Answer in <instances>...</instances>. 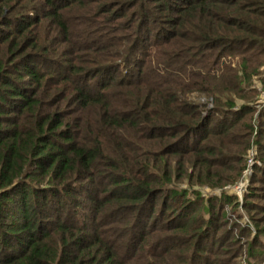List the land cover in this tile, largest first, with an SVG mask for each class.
<instances>
[{
	"label": "trees",
	"instance_id": "1",
	"mask_svg": "<svg viewBox=\"0 0 264 264\" xmlns=\"http://www.w3.org/2000/svg\"><path fill=\"white\" fill-rule=\"evenodd\" d=\"M108 1L0 0V264H264L257 213L244 245L194 190L224 187L250 111L222 45L264 50V0Z\"/></svg>",
	"mask_w": 264,
	"mask_h": 264
},
{
	"label": "rangeland",
	"instance_id": "2",
	"mask_svg": "<svg viewBox=\"0 0 264 264\" xmlns=\"http://www.w3.org/2000/svg\"><path fill=\"white\" fill-rule=\"evenodd\" d=\"M118 1V0H117ZM107 2H109L107 0ZM157 10V9H156ZM138 10H129L128 13H134ZM158 14V17L160 20H163L164 15H161V13L157 10L155 11ZM159 28L156 26H149L150 30H152V35L158 33L159 31H162L167 27L165 23L160 24ZM146 31L147 28H144ZM149 33L145 34V37L148 39V41H153L154 37H152ZM226 34L224 38H227ZM258 39V37H255ZM222 53L224 55L227 54V62H225L224 66L225 68L232 67L237 68V70H245L247 66V74H241V72L238 71L239 76L243 77V84L238 87L237 90H239L238 95H235L234 93H227L228 89L226 85L222 86L220 85L219 88H224L226 94L233 95V101L235 102V108H233L232 112H239L240 110L243 111V109L250 111L246 116L243 117L241 120V125L239 126L241 131L236 132L238 128L232 133L233 135L230 137H237L238 134L241 135L238 137L239 144L234 146L231 151L226 150L225 155L215 157V162L220 161L225 166V171L222 172L220 170H217L216 174L220 175L221 178L218 181H222V184L224 187L217 188V189H210L208 187H202L195 185L196 191H199L202 193L203 197L210 200V198H220L222 196L224 197H231L234 199L233 205L226 204L225 200L220 204V206L217 207V211L219 212V215L223 216L222 223L223 228L221 231H228L233 233L235 238H238V241H241V243H244V245L247 243L246 241H252L254 236L257 234L254 221L252 220V216L256 215L257 218H260L264 221V186L263 184V178H264V166H262L261 159H264V149L260 146L253 144L252 148L248 150V152L244 153V144L249 140V136L244 138L246 136L244 132V126L249 125L252 123V125L256 128L255 134L251 137L252 142L253 141H260L262 145H264V50H258L257 48L253 49H247V48H233L228 43H223L222 45ZM231 47V48H230ZM219 49H215L214 52L217 53ZM230 57V58H229ZM245 59V62L243 61ZM238 63L236 65L235 63ZM223 63V62H222ZM245 63V64H243ZM233 64V65H232ZM241 67V69H240ZM246 73V72H245ZM250 79V81H248ZM239 84L242 83V80L238 82ZM232 91V90H231ZM230 92V91H229ZM193 99L196 103H199L201 105H206V112L205 115L209 111H213L217 108L216 104L214 103L213 99H205L198 94H194ZM230 112V113H232ZM230 120L235 119L237 117L235 114L230 115ZM252 120V122L250 121ZM215 139V140H214ZM213 139V146L215 148L213 149H219L218 146L220 138H214ZM223 140V139H222ZM221 141V140H220ZM242 153H244V157L242 156ZM217 159V160H216ZM240 159H242V162L240 163ZM244 167V170H241V167ZM242 167V168H243ZM261 169H263L261 171ZM215 174V175H216ZM237 181L234 184L229 185V183L225 184L226 181H230V179L236 178ZM184 188L188 185H183ZM263 187V188H262ZM254 192L255 194L259 195L258 198L251 197L249 194ZM248 204L250 206H248ZM249 208H255L257 212L250 211ZM254 210V209H253ZM246 229V230H245ZM241 230H245L248 237L246 239H242L240 236ZM225 236V233H223ZM264 237V236H263ZM227 240V238H226ZM230 242H234L233 247H228V245H231ZM241 243H236L235 241L230 239L229 242H227V245H225V251H228L230 249H237V247L242 245ZM261 243L264 247V238H262ZM210 244V243H209ZM211 245V244H210ZM209 245V246H210ZM247 245V244H246ZM246 245L242 247V253L243 258H241V254H239V257L237 258L238 264H247L246 263V257H245V251H246ZM259 247V246H258ZM219 247L216 246L213 250V253L218 252ZM213 255V254H212ZM212 255L210 256L212 258ZM215 255V254H214ZM227 256H224L225 259ZM214 259V258H212ZM217 259V257H215ZM232 263V262H231ZM253 263V262H251ZM255 263V262H254Z\"/></svg>",
	"mask_w": 264,
	"mask_h": 264
}]
</instances>
